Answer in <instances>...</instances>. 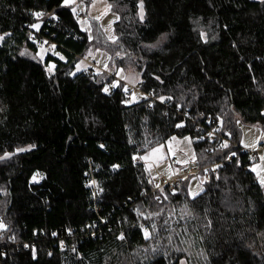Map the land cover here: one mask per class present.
<instances>
[{"label":"trees","instance_id":"obj_1","mask_svg":"<svg viewBox=\"0 0 264 264\" xmlns=\"http://www.w3.org/2000/svg\"><path fill=\"white\" fill-rule=\"evenodd\" d=\"M108 1L120 17L115 23L120 42H106L100 35L98 45L111 53L115 69L140 74L142 82L130 86L129 93L140 87L154 92L155 98L171 95L167 105H126L121 101L131 96L123 88L103 93L102 85L115 78V70L101 71L100 76L88 70L67 75L75 71L90 43L69 9L57 7L58 0H0V33H13L0 47V155L36 145L0 162V215L8 226L6 234L35 242L38 257L32 259L31 244L27 249L8 245L0 264H169L159 253L153 257L151 248H185L181 241L191 239L207 256L205 264H264V188L250 171L252 161L246 155L239 167L233 162L218 179L205 183L195 200L187 194L194 176L176 186L175 196L166 190L164 200L148 182L145 165L132 159L172 135L195 140L212 124L222 134L232 133L229 138L237 146H231L239 153L240 125L264 130V3L145 0L147 16L140 22L137 0ZM39 10H56L60 16L42 27V34L58 45L56 50L67 61L48 54L46 62L57 64L51 78L44 63L19 55L25 48L36 51L27 37L34 32L28 27L34 22L30 11ZM201 31L207 33V43ZM162 33L169 34L167 40L148 48ZM181 119L185 127L175 128ZM199 125L205 129H197ZM219 144L194 142L199 168L223 160L218 157L227 150ZM114 164L120 168L113 169ZM37 171L45 178L31 183ZM92 179L103 192L86 187ZM155 195L161 196L160 202ZM137 207L160 215L138 218L133 210ZM181 207L191 217L172 233L165 221L172 209ZM90 224L96 227H85ZM139 224L149 227L151 239L144 238ZM121 231L124 241L116 238ZM185 256L173 252L171 259Z\"/></svg>","mask_w":264,"mask_h":264},{"label":"snow or ice","instance_id":"obj_2","mask_svg":"<svg viewBox=\"0 0 264 264\" xmlns=\"http://www.w3.org/2000/svg\"><path fill=\"white\" fill-rule=\"evenodd\" d=\"M98 0H90V3L85 4V0H58V8H67L69 9L71 15L76 19L79 28L81 31H83L84 33H86V39L88 41H92L94 39L93 35H92V24L91 21L95 20V21H100L102 19L103 16L107 15L113 5L112 4H107L104 11L97 16H88V18H82L80 16L81 12H87L88 8H94L97 4ZM261 3H264V0H260ZM137 8H138V18L140 22H144L146 20V7H145V0H137ZM30 15L33 16L34 18V22L30 23L28 25L29 28L34 29L35 33L40 32L42 26H45V20L44 18L50 17L52 20H59L60 16L57 14L56 10H53L51 13H47L43 10H39V11H30ZM120 17L117 15L115 16V18L111 21H109L107 27H105L104 25H100L98 28V32L101 36H104L105 41H110L112 44H119L120 42V37L118 35L115 34V29L113 28V25L119 21ZM227 27V26H225ZM33 32H30L28 34L27 39L29 41H31L33 43V45L36 48V51L33 53L31 51H29L27 48H25L24 50L19 52L20 56H25L28 55L31 57V59L33 60H38L41 63L45 64V72L50 74V78L51 76L55 75V70L57 68V64L53 61H51V59H48L46 62V57H48L49 52H51L52 56H56L59 57L60 60H63L65 62L66 61V57L64 55H62L59 51H57L56 49L58 48V45L54 44V43H50L48 40H39L38 37L36 36V34ZM13 35L12 32H8V31H4L2 33H0V47H3L6 45V40L7 38L11 37ZM168 33H162L161 36L157 39L156 43L154 44H150L147 45L148 48H156L159 47L161 44H163L167 38H168ZM200 36L201 38L204 40L205 43L208 42V37H207V33L201 31L200 32ZM217 37L216 35H213L211 37L212 40H215ZM47 46V47H46ZM97 52H100V49L97 48L96 49ZM91 51H89V55H91ZM117 57H121V53L120 52H116L115 54ZM123 58V57H121ZM93 59H95V57H93ZM107 59L109 61L113 60L112 56H107ZM82 65H84V60H80L79 62H77L74 65L75 71H69L68 73H66L67 75H72L75 76L77 72H81V71H87V67H81ZM103 68L105 70L109 69V65L107 63L103 64ZM124 69L123 68H116L115 69V76H120L121 80H126L132 83L135 82H142L139 81V73H134L132 76H124L122 75V73H124ZM96 75L100 76L101 72L99 69H97L96 71ZM155 79H157L158 81H160L161 83H163L162 80H160V77L157 76L155 77ZM121 80H116L114 77L113 79H111L107 84L102 85L101 87V91L105 94H111V89H118V88H123V91L126 94H129L131 96V99H125L122 100L121 103L124 104H130L132 102L137 101L138 96L136 94V92H131L129 93V88L127 86V84H121ZM97 83H100V81H96ZM155 93H151L150 95H154ZM144 99H147V97H143ZM156 99H158L161 103H164L165 101H171L173 99V97L171 95L169 96H157ZM181 100H183V96H181ZM149 107H152V104L148 105ZM183 105H178V107H182ZM0 111H2V109H0ZM165 115H167V113H165ZM186 115V113L184 114ZM201 116H203V113L200 114ZM211 123V121H209ZM221 127L223 126V120L221 119L219 121ZM240 121L237 120V124H239ZM175 128L177 129H181L185 127L184 121L183 119H181L180 122L175 123L174 125ZM215 131H217V129H213L212 132L208 133L209 137H212L215 133ZM227 135L230 137L232 135L231 132H228ZM205 137L204 136H197L195 137V140H203ZM261 140H264V135H262L260 138H258L254 143H245L244 141H241V143L243 144V147L245 149H252L253 151H257L258 148L261 146ZM131 142V141H130ZM194 140L193 137L191 136H182L180 138H178L176 135H172L170 137L167 138V140L164 143H157L154 147L151 148L150 151H147L144 155H133L132 159L133 161H144L145 162V170L149 172V174L151 175V169H152V164H149L148 161L149 160H153L157 166L159 165V163L161 161H165L169 158V156L174 157L175 159L172 161V163L176 164V165H187L189 162L192 163H196L198 158L195 152V149L191 148V145L193 144ZM177 144H183L186 143L189 146V150L191 152V156L190 158H187V153H185L183 151V149H180L181 152V157H177V149L173 147V145ZM36 145L35 144H29L26 147L23 146H18L15 148L14 151H3V154L0 155V162L5 161V160H9L11 159L14 155H18L20 153H24V152H28L31 151L33 148H35ZM101 148H104L105 146L103 144L100 145ZM219 148L221 150H227L223 152V155L218 157L219 159H223V160H228L231 161L233 160L234 157L237 156V150H233L232 146L229 144L227 139H224L220 142L219 144ZM166 149V151H165ZM250 161H252V163L250 164V171L252 173H255L257 181L259 183V185L264 188V154H260L257 158V156H251L249 157ZM236 165L239 167L240 165V161L236 160L235 161ZM223 165L222 164H215L214 167L211 169L212 172H215L216 169L221 168ZM113 169H119L120 165L118 164H114L112 165ZM168 168L170 170V175L168 176V179L164 181V183H167L168 180H171L172 175H178L180 172V168H175L172 169V165L169 164ZM203 171L205 173L209 172L210 169L209 168H204ZM85 175H88V173H85ZM45 177L43 176V174H41L39 171L33 173V175L31 176V181L33 183H39L40 180L44 179ZM219 177H217L218 179ZM183 180H188L189 177L188 176H183L182 177ZM149 183H152V181L150 180ZM178 184V182H177ZM91 186H97L98 191L99 192H103L104 189L98 186V182L96 180H91L86 187H91ZM154 187L156 189H158L160 191V193H164V189L161 187L160 184H155ZM204 191V188L202 186L198 185V190L193 191L191 187L187 188V194L189 196L192 197L193 200L196 199L197 196L200 195L201 192ZM145 193H142V195ZM172 196H175L177 194V189L176 187H172L171 189V193ZM96 193H93V196H95ZM153 199L157 202L161 201V196L160 195H155L153 197ZM164 200L168 199V195H164L163 196ZM136 214L137 217L140 218L142 217L144 220H150L153 216H159L160 212H143L141 211V209L139 207L134 208L133 209ZM189 215H191V213H188ZM126 219V218H125ZM105 224H107V220L103 221ZM165 223H167L165 221ZM211 225V221H208V225ZM7 225L0 220V230H6L7 229ZM85 227L87 228H94L96 227L95 224H90V225H85ZM140 229L143 232L144 238L145 239H151L152 238V232L150 231L149 227L145 226L144 224H139ZM156 224L152 223L151 224V230L155 231L156 230ZM68 233L71 235L72 230L71 229H67ZM111 231V230H110ZM58 234L53 232L52 236H57ZM93 235H95V233H93ZM118 240L124 241L126 240V236L124 234L123 231H121L119 233V235L116 237ZM11 239H15V237H11ZM168 242L170 245H172V237L171 235L168 237ZM181 243H185V241H181ZM25 248H29L30 246L25 244L24 245ZM189 247H191V245H189ZM60 248L61 250L64 249V241L61 240L60 241ZM73 252H76L77 249L76 247L73 245L72 249ZM145 253H148L149 250L148 249H144ZM173 252H182V253H186L185 258H177L175 261H173L171 259L172 257V253ZM159 253L161 256H163L165 259H167L169 261V264H189V260L187 257L191 256V252H189L188 248H181L179 246H175L173 245V247L171 249L165 248L164 250H160L159 247H152L151 248V255L153 257H155V255ZM0 255H4L3 253H0ZM49 256H52V253L49 252L48 253ZM200 256L203 257V259L205 261H207V256L204 254L203 250H201V252L199 253ZM32 259L36 260L38 259L37 254H36V250L33 247L32 248ZM145 259H147V255L145 256Z\"/></svg>","mask_w":264,"mask_h":264},{"label":"rangeland","instance_id":"obj_3","mask_svg":"<svg viewBox=\"0 0 264 264\" xmlns=\"http://www.w3.org/2000/svg\"><path fill=\"white\" fill-rule=\"evenodd\" d=\"M254 1H260V0H254ZM88 3H90V0H86L85 4H88ZM107 4H110L108 0H98L96 6L94 8H88L87 12H81L80 16L82 18H88L89 14L92 17L100 15L104 11ZM115 16H117V14L112 12V9H111V11L107 15L103 16L100 21H95V20L91 21L92 35H93L94 39L92 41H89L90 48L85 52L84 56L79 59V61L82 59L84 60V65L81 66L82 68L83 67H87V69L93 68V70L95 72L97 71V69H99L100 72L101 71L105 72L108 70H115L113 60L109 61L107 59V56H112L111 53L106 48H102L98 45V43L100 41V34L98 32L99 26L102 24L105 27H107L109 21L113 20L115 18ZM113 28L115 29V24L113 25ZM34 32H35V30H34ZM97 48L100 49V52L96 51ZM89 51H91V53H92L91 55H89ZM49 53H51V52H49ZM93 57H95V59H93ZM105 63H107L109 65L108 70H105L103 68V64H105ZM134 73H136L135 70L130 69L128 71L125 70L124 73H122V75L132 76ZM115 79L121 80V77L115 76ZM139 81H140V77H139ZM121 82H124L125 84H127L128 88H130V86H134V85L139 83V82L132 83V82H129L126 80H121ZM240 129H241V131H240V143H241V141H244L245 143L251 144V143H254L262 135H264V130L258 125H254V126L240 125ZM178 138H180V137H178ZM262 143H264V140H261V144ZM241 146L244 150H248V151L252 150L250 148L245 149L243 147L242 143H241ZM173 147L177 149V157H181L180 149H183V151L185 153H187V158H190L191 152L189 150V146L186 143L179 144V145L174 143ZM191 148L194 149V142L191 145ZM165 151H166V149H165ZM260 154H264V152H262ZM168 159L170 162L171 160H174L175 158L169 156ZM188 164L194 165L195 163L189 162ZM169 171L170 170L168 168V165H165L162 169H159L158 171L156 170L154 173H155V175L157 173L167 175ZM198 185L202 186L204 188L205 183L202 181L201 178L194 176L193 178H191L189 180L188 187H191L193 191L198 190ZM165 195H166V191H165ZM189 212L190 211L186 207L172 209V212H170L168 214V221H167V224L169 225V228H170L172 233L178 229L180 222H181V224H183V226L186 225L188 218L191 217V215L188 214ZM184 244L186 246L185 248H188L189 252H191V256L189 257V258H191V264H205V260L203 259L202 256L199 255L201 250L199 248H197L195 242L192 239L189 241H186ZM189 245H191V247H189Z\"/></svg>","mask_w":264,"mask_h":264},{"label":"built area","instance_id":"obj_4","mask_svg":"<svg viewBox=\"0 0 264 264\" xmlns=\"http://www.w3.org/2000/svg\"><path fill=\"white\" fill-rule=\"evenodd\" d=\"M50 19H51L50 17H46L45 22L50 20ZM52 21H54V20H52ZM33 33H35V32H33ZM35 34L38 37V39H39V37H41L42 41L43 40H48L50 43H53V41L50 38H47L46 36H44V34H42V28H41L40 32L35 33ZM88 71H89L90 75H93V73L95 72L93 70V68L88 69ZM136 94L138 96V99H137V101L132 102V103H141V102H143L147 106L148 109H152L153 108V106L149 107L148 106L149 104L154 105L155 102L159 101V100H157L154 97V95H150L151 93L142 91V89L140 87L136 88ZM145 96L147 97V99L143 98ZM168 102L169 101H165L162 104L167 105ZM197 129L203 131L205 129V127L199 125L197 127ZM213 129H217V131H215V133H214V135L212 137H209L208 133L212 132ZM200 136H204L205 138L203 140H198V141L194 140V142H196V143H203V142L220 143L222 140L227 139L230 145L237 146L236 143H233L230 140V138H229V136L227 134H222L221 133L219 126L216 125V124H212L211 127L206 132L202 133ZM262 152H264V143L261 144V146L258 148L257 151H253V150L248 151V150L242 149L239 153H237V156L234 157L233 160H231V161L221 160V161H217V162H215V163H213V164H211L209 166L204 167V168H209L210 169V171L207 172V173H205L203 171L204 168H199L197 163H195L194 165L187 164L186 166L185 165H176V164L172 163L173 160H171L170 164L172 165V169L180 168V172H179L178 175H172L171 180H168L167 183H164V181L168 179L169 175L167 176L165 174H161L160 173V174H156L155 176H153L152 173H151V175L149 173H147V175H148L147 176V180H148V182L150 180L152 181V183H150V184H151V186L153 188V191L158 190V189H156L154 187V185L155 184H160L161 187L164 189V193L163 194L165 195V191L166 190H170L171 191L172 187L179 186L181 184V182L184 181L182 179L183 176H188V177L197 176V177L201 178L204 183H208L212 179H217V177L219 176L220 172L224 171L228 166L233 164V162H235L236 160L241 161L243 155H246L248 158L251 157V156H257V158H258L259 154L262 153ZM217 163L222 164L223 166L221 168L216 169L215 172H212L211 169ZM41 181L42 180H40L39 183ZM177 182H178V184H177ZM31 183H33V182L31 181ZM36 184H38V183H36ZM93 187H94L95 190L97 189V186H93ZM0 220H2L4 222L3 218L1 217V215H0ZM11 237H14V236L7 235L6 234V230H0V253L4 254V255H1V256H6L5 247L8 246V245H16V246L22 245V246H24L25 244H27V245L30 246V244H31L32 248L33 247L35 249L37 248L35 242H26V241H22V240L20 241L17 238L11 239Z\"/></svg>","mask_w":264,"mask_h":264},{"label":"crops","instance_id":"obj_5","mask_svg":"<svg viewBox=\"0 0 264 264\" xmlns=\"http://www.w3.org/2000/svg\"><path fill=\"white\" fill-rule=\"evenodd\" d=\"M138 162H141V163H143L145 165V162L144 161H139L138 160ZM148 163L149 164H152L151 173L153 174V176H155V173L154 172L156 170L158 171L159 169H162L165 165H169L170 164L169 159H167L165 161H161L158 166H157V164L153 160H149ZM147 173H149V172L147 171ZM157 174H160V173H157ZM168 175H170V171L168 172L167 176Z\"/></svg>","mask_w":264,"mask_h":264},{"label":"water","instance_id":"obj_6","mask_svg":"<svg viewBox=\"0 0 264 264\" xmlns=\"http://www.w3.org/2000/svg\"><path fill=\"white\" fill-rule=\"evenodd\" d=\"M85 2H86V0H85Z\"/></svg>","mask_w":264,"mask_h":264}]
</instances>
